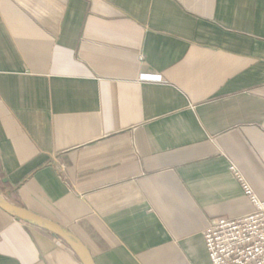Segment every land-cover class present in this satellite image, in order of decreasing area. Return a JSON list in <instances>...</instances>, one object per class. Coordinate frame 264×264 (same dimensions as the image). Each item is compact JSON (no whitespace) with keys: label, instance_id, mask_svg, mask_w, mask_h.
Returning <instances> with one entry per match:
<instances>
[{"label":"crops","instance_id":"0c3cea01","mask_svg":"<svg viewBox=\"0 0 264 264\" xmlns=\"http://www.w3.org/2000/svg\"><path fill=\"white\" fill-rule=\"evenodd\" d=\"M264 200V0H0V193L96 264H211ZM0 264H82L0 208Z\"/></svg>","mask_w":264,"mask_h":264},{"label":"built area","instance_id":"2783aa9c","mask_svg":"<svg viewBox=\"0 0 264 264\" xmlns=\"http://www.w3.org/2000/svg\"><path fill=\"white\" fill-rule=\"evenodd\" d=\"M253 211L245 216L212 221L204 233L211 264H264V200L236 167L231 168Z\"/></svg>","mask_w":264,"mask_h":264},{"label":"water","instance_id":"95a60500","mask_svg":"<svg viewBox=\"0 0 264 264\" xmlns=\"http://www.w3.org/2000/svg\"><path fill=\"white\" fill-rule=\"evenodd\" d=\"M0 208L18 220L29 223L50 233L55 238L62 240L77 255L82 264H96L87 246L62 225L39 216L25 207L11 203L1 193Z\"/></svg>","mask_w":264,"mask_h":264}]
</instances>
